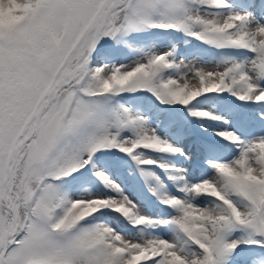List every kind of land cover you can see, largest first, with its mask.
<instances>
[{
	"label": "snow or ice",
	"instance_id": "snow-or-ice-1",
	"mask_svg": "<svg viewBox=\"0 0 264 264\" xmlns=\"http://www.w3.org/2000/svg\"><path fill=\"white\" fill-rule=\"evenodd\" d=\"M180 109L190 148L160 131ZM242 246L264 264V0H0V264Z\"/></svg>",
	"mask_w": 264,
	"mask_h": 264
},
{
	"label": "rangeland",
	"instance_id": "rangeland-1",
	"mask_svg": "<svg viewBox=\"0 0 264 264\" xmlns=\"http://www.w3.org/2000/svg\"><path fill=\"white\" fill-rule=\"evenodd\" d=\"M180 111V110H179ZM173 119L176 121V127H182L183 129H185V131L188 133L187 135L177 132L176 127H169V122L167 120L163 121L161 123L160 126V131L164 134H166L168 136L169 139L173 140L174 142H176L177 144H183L186 148H190L193 146L194 142L193 139L196 138L195 140L197 141L198 138L196 136V132L193 128V126L190 124V119H188V117L186 116V111L183 110V114L182 113H177V115L175 114ZM200 130V129H199ZM194 136V137H193ZM131 165H125V167H128ZM192 173L195 176L198 173V169L196 167L192 168ZM118 174V175H117ZM120 174V176H119ZM161 175L163 174L162 172L160 173ZM116 181L118 183H120L121 181L122 183V187H129L130 189H132L133 191H135V183L131 177L126 174L123 171V168L121 169H117L114 172ZM91 180V184L90 186L92 187V189L94 191L97 190H101L103 188L102 185H100L95 178H90ZM151 210V209H149ZM255 246H251V248H245L244 246H242V249H244L243 252H241L240 255L244 256V254L248 251H251L252 248H254ZM244 264H246V261L243 262ZM238 260V264H243Z\"/></svg>",
	"mask_w": 264,
	"mask_h": 264
},
{
	"label": "trees",
	"instance_id": "trees-1",
	"mask_svg": "<svg viewBox=\"0 0 264 264\" xmlns=\"http://www.w3.org/2000/svg\"><path fill=\"white\" fill-rule=\"evenodd\" d=\"M177 113H182L183 114V109H180V111H177L175 114L177 115ZM186 116H187V113H186ZM188 119H190V124L193 126V128L196 129L195 131H196L197 138H200L201 131L199 130L198 126L196 125V123L191 118L188 117ZM194 141H195V139H194ZM128 167H130V166H128Z\"/></svg>",
	"mask_w": 264,
	"mask_h": 264
},
{
	"label": "bare ground",
	"instance_id": "bare-ground-1",
	"mask_svg": "<svg viewBox=\"0 0 264 264\" xmlns=\"http://www.w3.org/2000/svg\"><path fill=\"white\" fill-rule=\"evenodd\" d=\"M239 261H240L241 263L245 262V256L240 255V257H239ZM243 264H244V263H243Z\"/></svg>",
	"mask_w": 264,
	"mask_h": 264
}]
</instances>
